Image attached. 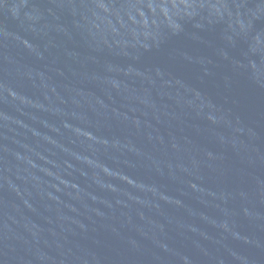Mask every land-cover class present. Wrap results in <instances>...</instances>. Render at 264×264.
Instances as JSON below:
<instances>
[{"label":"water","instance_id":"water-1","mask_svg":"<svg viewBox=\"0 0 264 264\" xmlns=\"http://www.w3.org/2000/svg\"><path fill=\"white\" fill-rule=\"evenodd\" d=\"M0 264H264V0H0Z\"/></svg>","mask_w":264,"mask_h":264}]
</instances>
